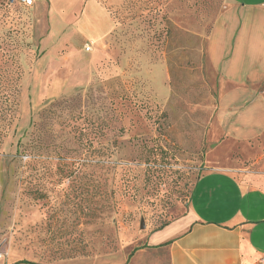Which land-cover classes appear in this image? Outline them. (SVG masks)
<instances>
[{"label":"rangeland","instance_id":"obj_1","mask_svg":"<svg viewBox=\"0 0 264 264\" xmlns=\"http://www.w3.org/2000/svg\"><path fill=\"white\" fill-rule=\"evenodd\" d=\"M97 1L109 15L0 0V264H168L145 232L185 211L201 174L263 170L217 127L206 42L229 2Z\"/></svg>","mask_w":264,"mask_h":264},{"label":"crops","instance_id":"obj_2","mask_svg":"<svg viewBox=\"0 0 264 264\" xmlns=\"http://www.w3.org/2000/svg\"><path fill=\"white\" fill-rule=\"evenodd\" d=\"M227 1L206 42L221 78L217 127L226 140L255 151L263 170L235 168L230 159L201 174L185 211L145 232V246L164 249L168 264H264V89H257L264 83V0ZM83 8L107 13L97 0H85ZM111 29L109 17L106 29L91 38Z\"/></svg>","mask_w":264,"mask_h":264},{"label":"trees","instance_id":"obj_3","mask_svg":"<svg viewBox=\"0 0 264 264\" xmlns=\"http://www.w3.org/2000/svg\"><path fill=\"white\" fill-rule=\"evenodd\" d=\"M148 3H149V0H144V2H143L144 7L142 8L143 10H144V9H148L149 11H151L152 8H151V6H148V5H149ZM133 5H134V2L131 1V5H130V8H131V9H132V6H133ZM110 12H111V11H110ZM128 13H129V15H128L129 19H133V18L136 17L135 13H133L132 10L128 11ZM111 14H112V17H113V19H114V26H115L116 24H118V23L120 22V20H119L118 15L116 14V11H115V12H111ZM16 79H17V78L14 79L13 76H12V78L10 79V85H11L10 88H11V89H15V87H16L15 80H16ZM0 95H1V94H0ZM7 95H8V94H7ZM10 110H11V106H10V104L8 103L7 96H5V94H3V96L1 95V96H0V118H1V119H4V118L6 117V115H7V112L10 113ZM8 115H9V114H8ZM19 142H20V141H19ZM19 142H17V144H19ZM33 147L36 148V146H33ZM28 161H29V163L37 162L35 158H31V159H29ZM166 223H167V222H165V223L159 225V226H158L157 228H155V229H159V228H161V227L164 226ZM19 262L33 263V262L26 261V260H20V261H18V262L12 263V264H17V263H19ZM35 264H37V263H35Z\"/></svg>","mask_w":264,"mask_h":264},{"label":"built area","instance_id":"obj_4","mask_svg":"<svg viewBox=\"0 0 264 264\" xmlns=\"http://www.w3.org/2000/svg\"><path fill=\"white\" fill-rule=\"evenodd\" d=\"M20 2H22V3H27V4H30V3H32V0H19ZM91 49V44L90 43H86L85 45H84V50L85 51H88V50H90Z\"/></svg>","mask_w":264,"mask_h":264},{"label":"water","instance_id":"obj_5","mask_svg":"<svg viewBox=\"0 0 264 264\" xmlns=\"http://www.w3.org/2000/svg\"><path fill=\"white\" fill-rule=\"evenodd\" d=\"M140 228H144V223L143 220H140V224H139Z\"/></svg>","mask_w":264,"mask_h":264}]
</instances>
